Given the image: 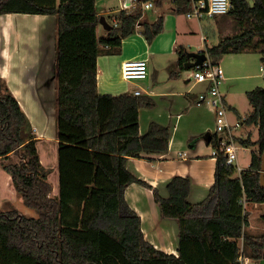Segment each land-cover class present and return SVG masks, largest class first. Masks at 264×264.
<instances>
[{
	"label": "trees",
	"instance_id": "obj_1",
	"mask_svg": "<svg viewBox=\"0 0 264 264\" xmlns=\"http://www.w3.org/2000/svg\"><path fill=\"white\" fill-rule=\"evenodd\" d=\"M148 1L163 7L166 0H138L134 10H121L118 25L111 24L106 36L100 37L97 0H0V16L56 17L53 78L61 178L59 196H54L49 180L53 169L42 165L33 126L0 78V161L24 204L38 213L27 217L14 207L0 210V264H240L242 252L255 261L263 259L264 233L245 231V204L264 203V87L247 92L252 110L244 122L259 127L257 141L239 140L256 147L248 169L238 175L219 151L218 133L206 135L218 152L215 182L203 201L189 202L188 178L174 177L164 197L127 168L129 157L167 153L170 128L153 122L141 134L139 110L154 107V100L129 93L100 94L98 58L102 46L109 48L108 53L121 50L141 24L142 5ZM231 3L229 15L244 30L208 48L210 60L219 64L228 54L259 49L264 63V0H254L253 5L247 0ZM172 4L178 15L191 9L189 0H172ZM164 25L163 14L152 23L144 22L146 41L152 43ZM178 53L184 69L187 54L183 47ZM13 154L19 161L5 163ZM132 183L153 190L162 215L178 220V255L159 250L144 238L141 218L125 198Z\"/></svg>",
	"mask_w": 264,
	"mask_h": 264
},
{
	"label": "crops",
	"instance_id": "obj_2",
	"mask_svg": "<svg viewBox=\"0 0 264 264\" xmlns=\"http://www.w3.org/2000/svg\"><path fill=\"white\" fill-rule=\"evenodd\" d=\"M124 1L118 0V5L104 7L103 9L99 7L101 2H97L99 15L103 16L109 25L113 24L117 21V15L121 10L132 11L138 5L136 2L131 1L129 6H125ZM247 1L250 5L254 4V0ZM158 8L153 21L157 19V16L163 14L165 25L163 32L152 43H148L143 34H137L138 32L135 31L132 36L124 40L121 50L117 53H108L109 48L101 47L102 52L98 58V90L102 95H119L124 93L134 94L133 89L139 88L142 92L141 95H146L154 100V107H144L139 110L140 133L145 134L153 122L169 127L171 132L169 150L165 154H142L139 158L129 157L127 168L138 179L158 189L164 197L168 196L166 187L174 177L188 178L191 183L188 200L190 203L195 204L203 201L208 196L209 190L215 182L217 158L214 156V148L208 143L206 135L215 133L216 114L212 106L197 103L198 96L206 92L207 84L194 81V68L186 69L185 65L184 69L181 68L178 49L183 47L186 54L188 52H205L207 54L208 48L219 44L225 37L240 33L236 32L228 35L232 28L223 26V21L226 20L227 25L231 24L232 26L234 21H237L241 26L240 31L244 30V27L238 20L227 14L214 18L217 31L213 28L206 31L200 21L188 19L185 15H178L173 12V5ZM147 14V12L143 13L139 27H142L144 22H153L147 19ZM13 15L28 16L30 14H5L0 16V78L6 81L32 126L34 123L42 126L40 123L35 122L34 112H38L35 118L41 117L42 114L47 118L49 115L58 124L57 90L54 85L56 81L54 79L50 81V78L54 77L52 71H54L57 37L56 17L33 15V19L38 21L39 25L35 24L28 28L24 24L13 22L11 19ZM107 16L111 18L112 23L107 20ZM228 16L234 21L230 20ZM194 21H196V24L193 23ZM102 29L105 31V35L106 30H108L102 24H99L97 31L100 37ZM197 35L199 40L196 41L194 37ZM136 42L139 44L137 45ZM251 52L259 53L261 60L262 54L259 49H249L238 54L243 55ZM128 60H146L148 63V77L136 82L124 80L122 65ZM225 61L226 59L222 62L225 63ZM219 64L221 65L220 62ZM263 67L260 70L264 73ZM230 71L224 69L225 81L223 84L230 80H234L238 84L237 81L240 79L253 80L258 78L256 74L251 73L234 76L231 75ZM236 84H231L223 90L228 118L231 122L240 120L242 127H246L243 136H235L236 139L255 142L259 137V127L257 125H246L244 118H241L239 102L235 96L237 92ZM248 91H251V89ZM251 110L252 108L249 112ZM35 130L37 142L42 139H50L55 144L53 154L55 160H57L59 158L60 142L56 132L54 131L53 134L48 135L49 137H45V135L37 133L38 129ZM196 137L200 139L190 142ZM244 147L242 155L244 153L247 156L245 164L248 167H241L240 163L243 159L240 154L238 155V165L242 170L249 168L252 152L256 149L255 146H248L247 144ZM42 162L43 160H41ZM46 168L53 169V172L56 169L54 166ZM237 174L239 175V173ZM52 185V195L59 196L60 188H56L54 184ZM125 198L130 208L141 218L144 238L155 248L168 254L178 255L180 232L178 220L166 218L162 215L153 190L142 184L132 183L125 190ZM17 200L18 194L14 189L12 177L4 171L0 161V209L4 203L16 208ZM247 204L252 208L247 207ZM247 204H245L248 220L246 232L256 235L255 231L263 230L264 233V226L258 227L257 223L252 222L253 211L257 214L260 207L264 208V203ZM260 216H264V213ZM246 264H258V261L246 256Z\"/></svg>",
	"mask_w": 264,
	"mask_h": 264
},
{
	"label": "rangeland",
	"instance_id": "obj_3",
	"mask_svg": "<svg viewBox=\"0 0 264 264\" xmlns=\"http://www.w3.org/2000/svg\"><path fill=\"white\" fill-rule=\"evenodd\" d=\"M105 1H107V0L98 1V3L101 2L100 6H99L100 9H103L104 7H108V6L118 5V0H108L109 2L107 1L106 3H104ZM131 1H133V3L136 2V4H138V2L136 0H130V1L125 0L124 1L125 6H129ZM143 5H142V8H143ZM165 5H173L172 0H166L163 6H165ZM158 9H159L158 6H156L154 4V6L151 9H144L143 8V10H144L143 13L147 12L148 13L147 19L150 21H153L155 19V16H156V15L154 16V14L157 12ZM229 17L230 16H228V18ZM11 19L13 20V22L19 23V24H24L28 28H30V26L35 25V24L39 25V22L35 21L33 19V15H28V16L13 15V16H11ZM229 19L231 20L232 18H229ZM107 20L110 23H112L111 18L109 16H107ZM195 20H197V19H195ZM198 21H200V24L203 26L204 29H206V31H209V29H212V28L216 29V31H217V27H216L217 24H216L214 18H204V19L198 20ZM223 22H224L223 26L228 27V28H232V31L228 32V35L234 34L236 32H241L240 31L241 26L238 24L237 21H234L233 26L231 24H228L229 25L228 26L226 20ZM193 23L196 24V21H194ZM113 24H115V22ZM25 33H28V32H25ZM136 33L137 34H143V26L142 27L137 26ZM212 33H214V32H212ZM198 35H199V33H198ZM198 35L196 37H194V39L196 41L199 40L200 35L199 36ZM101 36L102 37L106 36L105 31H103V29H102ZM136 44L138 45L139 43L136 42ZM224 59H226L225 63L222 62ZM224 59L220 62L221 66L224 69L231 70L230 71L231 75L238 76V75H246L247 73H251V74H256V76H258L257 79H253V80L245 79V78L240 79L239 81H237L238 84H236V82H234V80H230V81H227V83L221 85V87H220L222 94H223V90L228 88L231 84H234V85L236 84V87H237L236 91L237 92H236L235 96L239 102V109L241 111V116H242L241 118L245 119L247 117V115L249 114V110L252 107H251L250 102L248 100L247 93H245L244 91L247 92L249 89L252 90V88L255 89L257 87H264V73L261 72V70H260V68L262 66H264V63H262V61L260 60L259 53H256V52L245 53L243 55L242 54L241 55L240 54H234V55L228 54L224 57ZM54 73L55 72L52 71V74H54ZM53 79L54 78L51 77L50 81ZM54 85L56 87L55 83H54ZM34 114H35V116H34L35 122H38V123H40V125H42V126H39L37 123H34L33 128H34L35 133H36L35 129H38L37 133L39 135H45V137L46 136L49 137L48 135L53 134L54 131L58 135V133H59L58 124H57V122L54 121V118H51L49 115L47 118H45L43 114L41 117L35 118L38 115V112H34ZM38 120L39 121L42 120V121L39 122ZM246 125H248V124H246ZM244 130H246V127L239 128L238 130H236L234 132L235 136L242 137ZM237 145L239 147L238 155H240V154L242 155V152L245 148L244 144H242L237 139ZM54 146H55V144L50 139H42V140L37 142V148H38L41 160H43V162H42L43 165L45 167H49V166L56 167L55 171L52 172V174L49 176V180L52 184L55 185L56 188H60L61 178H60V169H59V158H57V160H55V156L53 154V152L55 150ZM246 157L247 156L244 155V153H243V155L241 157L243 159V161L240 163L241 167H248L245 164L246 163ZM18 161H19V156L16 154H13V156L10 159L6 160L5 163H7V164L16 163ZM15 206L21 214H23L27 217H37L38 216V213L34 209L29 208L24 204L23 200L19 197V195H18V200L16 201ZM248 206H249V208H252V206H250L249 204H247V207ZM9 207H10L9 204L4 203V205H2V208L0 210H8V209H10ZM259 210L260 211H258L257 214L255 211L252 210L254 212V214L252 216V222L255 224L257 223L258 227H261V226H264V221H263L262 217L260 216V214L264 213V211L261 212L262 210H264V208L260 207ZM245 231H246V227H245ZM257 231H255L257 236L263 234V230H260V231L257 230ZM239 242H240L241 248H243L242 240H240ZM240 264H246V254L245 253H244V256H242V258H241ZM258 264H259V262H258Z\"/></svg>",
	"mask_w": 264,
	"mask_h": 264
},
{
	"label": "built area",
	"instance_id": "obj_4",
	"mask_svg": "<svg viewBox=\"0 0 264 264\" xmlns=\"http://www.w3.org/2000/svg\"><path fill=\"white\" fill-rule=\"evenodd\" d=\"M104 1V0H97ZM191 9L185 14L188 19L202 20L204 18H215L229 14L232 3L231 0H189ZM154 6L152 1L144 3V9ZM114 25H118L115 21ZM264 71V67L262 68ZM122 75L127 82H136L148 77V63L146 60H128L122 65ZM193 79L196 83H206L207 90L198 96L197 103L210 105L215 109L216 124L215 133L219 135L220 152L224 154L227 166H234L240 174L242 169L238 165V145L235 131L242 127L239 120L231 122L228 118L225 97L220 89L225 81V72L220 64L213 63L209 56L202 67L193 69ZM135 95H141L139 88H134ZM214 149V156L217 155ZM242 256L243 252H242ZM240 257V262L241 258Z\"/></svg>",
	"mask_w": 264,
	"mask_h": 264
},
{
	"label": "water",
	"instance_id": "obj_5",
	"mask_svg": "<svg viewBox=\"0 0 264 264\" xmlns=\"http://www.w3.org/2000/svg\"><path fill=\"white\" fill-rule=\"evenodd\" d=\"M100 24L107 29L110 28V25L106 22V19L103 16L100 19ZM187 58L188 62L185 63V68L192 69L198 66L202 67L204 62L207 60V54L205 52H188ZM261 184L264 186V153L262 156ZM259 264H264V257Z\"/></svg>",
	"mask_w": 264,
	"mask_h": 264
}]
</instances>
